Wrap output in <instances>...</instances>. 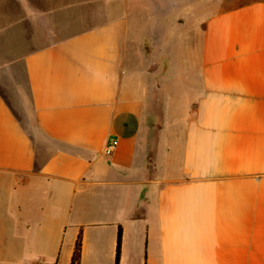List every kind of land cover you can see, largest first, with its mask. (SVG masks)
I'll return each instance as SVG.
<instances>
[{"label":"crops","instance_id":"1","mask_svg":"<svg viewBox=\"0 0 264 264\" xmlns=\"http://www.w3.org/2000/svg\"><path fill=\"white\" fill-rule=\"evenodd\" d=\"M120 229L119 264H264V0H0V264Z\"/></svg>","mask_w":264,"mask_h":264},{"label":"trees","instance_id":"2","mask_svg":"<svg viewBox=\"0 0 264 264\" xmlns=\"http://www.w3.org/2000/svg\"><path fill=\"white\" fill-rule=\"evenodd\" d=\"M121 241H122V231L120 229L119 232H118V237H117V249H116L115 264H119ZM81 249H82V235L80 233L78 235L76 243H75L71 264H79L80 263Z\"/></svg>","mask_w":264,"mask_h":264},{"label":"built area","instance_id":"3","mask_svg":"<svg viewBox=\"0 0 264 264\" xmlns=\"http://www.w3.org/2000/svg\"><path fill=\"white\" fill-rule=\"evenodd\" d=\"M116 149V141L115 140H110L108 141L106 147H105V154L106 155H111Z\"/></svg>","mask_w":264,"mask_h":264},{"label":"rangeland","instance_id":"4","mask_svg":"<svg viewBox=\"0 0 264 264\" xmlns=\"http://www.w3.org/2000/svg\"><path fill=\"white\" fill-rule=\"evenodd\" d=\"M77 1H84V0H77ZM196 13H197V11H196ZM201 25H202V23H200V22L192 21V22L189 23V29H190V31L191 30H197V29L200 30L201 29ZM157 40H159V39H157Z\"/></svg>","mask_w":264,"mask_h":264}]
</instances>
